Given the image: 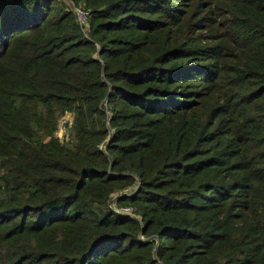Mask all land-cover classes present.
<instances>
[{"label": "trees", "instance_id": "16d2710c", "mask_svg": "<svg viewBox=\"0 0 264 264\" xmlns=\"http://www.w3.org/2000/svg\"><path fill=\"white\" fill-rule=\"evenodd\" d=\"M59 1L0 0V264H264V0Z\"/></svg>", "mask_w": 264, "mask_h": 264}, {"label": "rangeland", "instance_id": "374dc122", "mask_svg": "<svg viewBox=\"0 0 264 264\" xmlns=\"http://www.w3.org/2000/svg\"><path fill=\"white\" fill-rule=\"evenodd\" d=\"M61 1L65 4L63 6L67 10H70L69 7L71 6V4H73V2L71 0H61ZM56 2L60 3L59 0H56ZM74 4L80 5V6L84 7L85 9L89 10L88 8L85 7V5L82 2H77ZM72 15H73V13H72ZM73 18L76 21L74 15H73ZM76 24H77V21H76ZM72 117H73V114L71 112H64V114L62 116H60L57 120L56 127H55L52 135L61 143L67 144L69 142V134H68L69 131H68V129H69L70 124L72 122ZM61 125H63V127H61ZM101 147H102V145H101ZM116 195H117L116 193L110 195V199L108 200V207L113 212H115V211L109 205L112 202L114 203V200L112 198H115Z\"/></svg>", "mask_w": 264, "mask_h": 264}, {"label": "built area", "instance_id": "2783aa9c", "mask_svg": "<svg viewBox=\"0 0 264 264\" xmlns=\"http://www.w3.org/2000/svg\"><path fill=\"white\" fill-rule=\"evenodd\" d=\"M71 13H73L77 24L82 31V33L86 34L87 30V23H88V16H89V10L85 9L84 7L77 5V4H71L69 7ZM63 127V125H61ZM117 196V195H116ZM116 198V197H115ZM115 198H112L114 200V203L112 202L109 206L119 214L127 215L133 218H137V216L134 214L133 210L129 206H118L115 203Z\"/></svg>", "mask_w": 264, "mask_h": 264}]
</instances>
